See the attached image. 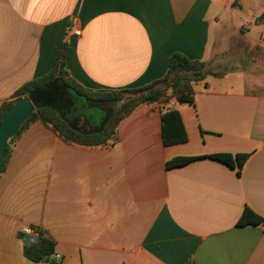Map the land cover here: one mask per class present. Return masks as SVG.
<instances>
[{
    "label": "crops",
    "instance_id": "1",
    "mask_svg": "<svg viewBox=\"0 0 264 264\" xmlns=\"http://www.w3.org/2000/svg\"><path fill=\"white\" fill-rule=\"evenodd\" d=\"M78 1L0 0V107L65 41L66 70L92 92L146 86L173 53L213 66L239 54L193 84L194 105L171 107L186 143L164 144L162 103L135 108L104 145L42 120L25 129L0 175V264H264V228L238 226L246 207L264 217V0H81L74 18ZM218 154L250 156L239 175ZM177 157L201 159L169 169ZM25 228L54 239L60 262L26 258Z\"/></svg>",
    "mask_w": 264,
    "mask_h": 264
},
{
    "label": "trees",
    "instance_id": "2",
    "mask_svg": "<svg viewBox=\"0 0 264 264\" xmlns=\"http://www.w3.org/2000/svg\"><path fill=\"white\" fill-rule=\"evenodd\" d=\"M68 43L65 41L56 56L54 65L45 76L30 81L23 85L12 100H8L0 107V123L7 111L15 104L16 100L30 94L34 89H43L49 84H56L61 88L62 93L68 94L74 104L87 105L86 100H109L113 102V114L99 133H93V128L85 130L78 127L81 117L74 118L71 123L60 113L48 107H38L33 115L21 126L19 131L8 142L4 160L0 163V175L5 172L10 158L11 144L31 124L38 120L44 121L60 133L69 142L86 146H98L107 144L115 135V129L120 120L131 114L135 108L143 104L162 103L167 104L174 101L176 104L187 103L194 105L195 97L193 84L204 81L206 78L219 77L225 73L213 72L208 68V63L201 60H192L182 53H173L168 59V68L164 77L151 82L150 84L123 90H101L89 91L75 82L66 70V57ZM86 120V119H85ZM162 136L165 145L181 144L188 141V136L183 126L179 111L174 108H167L162 117ZM250 154H218L210 155L209 158L217 160L237 169L241 175L242 170ZM201 157H177L168 161L167 167L177 168L185 166ZM262 226L264 228V217L253 209L246 207L239 219L238 226ZM37 233H19V239L23 243L25 257L33 262L54 263L56 242L44 231Z\"/></svg>",
    "mask_w": 264,
    "mask_h": 264
},
{
    "label": "water",
    "instance_id": "3",
    "mask_svg": "<svg viewBox=\"0 0 264 264\" xmlns=\"http://www.w3.org/2000/svg\"><path fill=\"white\" fill-rule=\"evenodd\" d=\"M81 0H79L75 6L73 17H77ZM74 21L71 22L73 27ZM53 84H49L43 89H34L30 94L21 97L16 100L15 104L7 111L2 122L0 123V163L4 160L8 142L19 131L21 126L33 115L38 107L55 108V104L52 101L44 102L42 99H37L38 95L48 89ZM113 102L109 100H92L87 99L86 104L90 108H99L104 113V118L98 127L93 129V133L102 132L109 122L113 108L111 104Z\"/></svg>",
    "mask_w": 264,
    "mask_h": 264
},
{
    "label": "rangeland",
    "instance_id": "4",
    "mask_svg": "<svg viewBox=\"0 0 264 264\" xmlns=\"http://www.w3.org/2000/svg\"><path fill=\"white\" fill-rule=\"evenodd\" d=\"M225 21V18H223V22ZM246 21L249 22L248 19H246ZM245 21V22H246ZM255 27V25H254ZM253 27V28H254ZM227 54L229 55L230 58L235 57L239 54L237 46L234 45L232 47H229V52H227ZM227 58L226 61L220 65V66H216L213 64L211 65V63H208V68L210 69V71L212 70H216L219 73H223L225 71H227L229 69V65L232 63V59ZM236 66H239L238 64ZM245 68L249 69L251 67H249L248 65L245 66ZM212 69V70H211ZM67 120L70 122L72 119L76 118L77 116H85L88 118H93V120L96 118V123L100 124L101 118L104 116V113L99 109V108H90L87 105L83 104V105H77L76 106V111H68L67 112ZM99 126V125H98ZM96 126V127H98ZM78 127L79 128H84L85 130H89V126L85 123L84 118L81 117V120L78 122Z\"/></svg>",
    "mask_w": 264,
    "mask_h": 264
},
{
    "label": "flooded vegetation",
    "instance_id": "5",
    "mask_svg": "<svg viewBox=\"0 0 264 264\" xmlns=\"http://www.w3.org/2000/svg\"><path fill=\"white\" fill-rule=\"evenodd\" d=\"M37 99H42L44 102L52 101L55 104L54 110L59 112L61 117L67 119L66 112L70 111H76V104L73 103L72 98L68 94L62 93V90L60 87H58L56 84H53L48 89L43 91L42 94L38 95ZM113 103L111 104V107L113 108ZM86 119V120H85ZM90 120V121H89ZM84 121L87 125L90 126V128H95L90 125L92 122V118H88L84 116Z\"/></svg>",
    "mask_w": 264,
    "mask_h": 264
},
{
    "label": "built area",
    "instance_id": "6",
    "mask_svg": "<svg viewBox=\"0 0 264 264\" xmlns=\"http://www.w3.org/2000/svg\"><path fill=\"white\" fill-rule=\"evenodd\" d=\"M76 35L80 36V35H81V31H79V30L76 31ZM166 105H167V107H173V106L175 105V103H174V101H170V102L167 103ZM24 231L27 232V233H37V232L34 231L32 228H25ZM60 259H61L60 255L55 254V255L53 256V260H54V262H56V263L60 262Z\"/></svg>",
    "mask_w": 264,
    "mask_h": 264
}]
</instances>
